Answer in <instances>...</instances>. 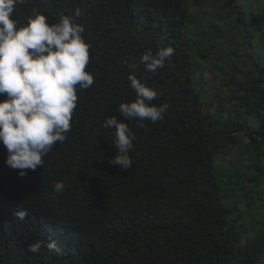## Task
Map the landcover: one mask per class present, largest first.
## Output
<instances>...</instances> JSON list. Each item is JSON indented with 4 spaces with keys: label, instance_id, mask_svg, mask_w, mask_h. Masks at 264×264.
Segmentation results:
<instances>
[{
    "label": "trees",
    "instance_id": "trees-1",
    "mask_svg": "<svg viewBox=\"0 0 264 264\" xmlns=\"http://www.w3.org/2000/svg\"><path fill=\"white\" fill-rule=\"evenodd\" d=\"M203 6L216 12L215 22L200 24L194 13ZM32 9L50 25L80 9L82 15L74 19L91 44L86 71L94 83L77 88L71 130L51 156L69 166L65 174L94 161L75 177L84 172L90 191L99 196L113 191L122 201L110 219L118 224L111 238L126 244L146 234L161 247L142 245L123 259V247L99 242L94 234L84 244L74 229L76 238L54 237L59 253H50L46 243L40 252H28L29 244L44 240L27 216L16 218V211L40 216L57 211L59 202L41 195L49 190L40 183L18 195L10 176L18 178V171L5 165L7 151L0 144V264H236L235 257L238 264H261L264 230L242 245L221 194L247 185L241 189L247 192L245 207L262 211L257 193L264 186V0H27L10 18L24 26ZM165 48L174 51L164 67L146 70L141 54ZM202 72L206 82L220 80L228 90L227 97H216L213 112L197 83ZM129 74L158 93L152 104L168 105L163 120L121 116L119 105L136 99ZM5 98L0 95V101ZM112 116L135 136L127 170L109 162L117 153L114 129L102 124Z\"/></svg>",
    "mask_w": 264,
    "mask_h": 264
},
{
    "label": "clouds",
    "instance_id": "clouds-1",
    "mask_svg": "<svg viewBox=\"0 0 264 264\" xmlns=\"http://www.w3.org/2000/svg\"><path fill=\"white\" fill-rule=\"evenodd\" d=\"M25 3L27 0H0V95L6 96L0 101V144L7 151L5 165L17 170L18 178L3 169L14 178L18 195L27 194L40 183L49 190L42 189L45 194L41 195L50 202L54 199L59 202L57 211L45 210L40 216L28 215L27 210L16 211V218L23 220L27 216L44 240L29 244L27 251L38 253L46 243L50 253H59L62 249L57 246L54 237L66 241L76 238L74 229L80 233L84 244L86 237L94 234L99 242L109 240L123 247V259L127 251L135 253L142 245L161 247L158 241L149 240L146 234L140 235L137 240L129 239L126 244L111 238L118 224L116 220L110 222V219L113 215L115 218L116 208L122 201L113 191L105 196L90 191L84 172L75 177L77 172L91 169L94 161L79 163L76 171L65 174L63 170L69 166L51 156L53 146L57 142L63 143L66 133L71 130L72 115L77 107V88L88 89L94 83L92 74L86 71L91 44L85 42L84 26L74 19L82 15L80 9L74 10V17L61 15L58 22L51 25L45 15L32 9L26 24L18 27L17 21L10 17L18 4ZM173 51L172 48H165L153 54L149 49L139 59L146 70L156 72L164 67ZM202 76L197 81L200 86L201 83H208ZM127 79L136 99L119 105L121 116L125 120H149L152 123L163 120L168 105L152 104L158 93L142 84L133 74H129ZM138 126L144 125L141 123ZM102 127L114 129L113 145L117 153L109 162L123 170L129 169L133 164L129 152L133 149L134 134L126 123L115 116L106 118ZM243 187L247 185H235L232 190L225 189L221 194L223 205L230 211V224L240 231L235 235L242 245L264 230V220L258 225L253 222L264 217V186L257 193L261 195L257 202L262 211L254 206L247 210L243 198L247 192L241 191ZM228 192L237 194L233 202L225 203L223 194ZM255 195L251 189L250 196L256 203ZM86 199L90 200L89 205ZM238 209L245 213L240 215ZM244 214L248 219L243 220ZM239 221L245 225L238 227ZM232 261L238 264L239 258L235 257Z\"/></svg>",
    "mask_w": 264,
    "mask_h": 264
},
{
    "label": "rangeland",
    "instance_id": "rangeland-1",
    "mask_svg": "<svg viewBox=\"0 0 264 264\" xmlns=\"http://www.w3.org/2000/svg\"><path fill=\"white\" fill-rule=\"evenodd\" d=\"M194 14L197 16L198 20L201 22L200 24H205L206 20H209L211 22H215L214 21V17L216 15V12L211 7L203 6L200 10H196ZM193 42H195L196 44L199 45L200 44V38H195L193 40ZM225 47L226 46L223 45L224 49H225ZM240 53H241V55L243 54L242 49H240ZM227 66L228 65H225V69L227 68ZM211 77L213 78L214 76H211ZM202 78L205 81H210L205 76V74H203ZM201 85L206 91V94H205V97H204L205 102L208 103L211 100V103L209 104V106H210L209 109H210V112H213L216 109V104H217V98L216 97L219 96V97H221L220 99L227 97L228 90L223 86V84L221 83L220 80H215V81L211 80V82H209V83H201ZM225 107H228V105L225 104ZM232 152H233L234 155L236 154L235 150H232ZM236 194H237V192L236 193L235 192L224 193L223 196H224V198L226 200L225 203L233 202L234 201V195H236ZM262 206L264 207V201H263ZM238 210H240V215H241V213H245L244 210H242V209H238ZM246 219H248V218L244 214L243 215V220H246ZM237 225H238V227H243L245 225V223H241L239 221L237 223Z\"/></svg>",
    "mask_w": 264,
    "mask_h": 264
}]
</instances>
